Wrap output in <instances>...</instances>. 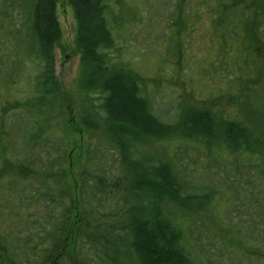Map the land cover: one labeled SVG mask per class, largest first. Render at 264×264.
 Masks as SVG:
<instances>
[{
    "label": "trees",
    "instance_id": "1",
    "mask_svg": "<svg viewBox=\"0 0 264 264\" xmlns=\"http://www.w3.org/2000/svg\"><path fill=\"white\" fill-rule=\"evenodd\" d=\"M67 1L71 92L55 73L59 0H0V264H264V92L244 118L163 106L116 1ZM170 2L160 68L208 28L219 61L260 52L264 0ZM134 9L150 27L153 8Z\"/></svg>",
    "mask_w": 264,
    "mask_h": 264
},
{
    "label": "rangeland",
    "instance_id": "2",
    "mask_svg": "<svg viewBox=\"0 0 264 264\" xmlns=\"http://www.w3.org/2000/svg\"><path fill=\"white\" fill-rule=\"evenodd\" d=\"M114 1L117 7L129 17L127 23L131 25L127 31L130 44L134 52L141 51L144 54L140 64L144 74L149 77L147 91L151 90L159 104L163 103L165 106L167 101L181 100L194 107L218 111L224 116L239 115L244 118L247 112L246 105L252 104L260 94H263L264 27L261 26L263 24L261 20L264 17L262 14L264 6L261 3L257 5L261 18L259 22H255L257 32L253 35L254 45H252L260 50L259 53L252 49L246 55L239 54L235 61L224 62V59L219 61V58H216L217 55L224 58L226 52L225 49L210 41V28H208L207 34L196 32L195 36H187L188 52L181 61V66L177 63L172 66L164 63L160 68L159 58L164 53L162 42L164 44L166 41L161 25L163 22L171 25L172 3L170 1L173 0ZM257 1L260 2V0ZM135 6L139 12L145 11V8L149 6L153 8L150 13L156 18L150 22V27L138 25L130 17L135 12ZM57 15L62 36L55 47V73L62 88L71 92L76 84L80 63V53L76 45L77 19L73 7L67 0H59ZM258 16H255L256 19ZM125 27L121 29L125 31ZM124 41V39L117 40L118 46L125 43Z\"/></svg>",
    "mask_w": 264,
    "mask_h": 264
}]
</instances>
